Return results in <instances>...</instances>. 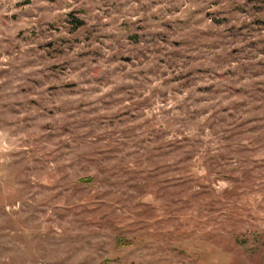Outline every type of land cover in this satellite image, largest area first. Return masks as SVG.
I'll return each mask as SVG.
<instances>
[{"label":"rangeland","instance_id":"rangeland-1","mask_svg":"<svg viewBox=\"0 0 264 264\" xmlns=\"http://www.w3.org/2000/svg\"><path fill=\"white\" fill-rule=\"evenodd\" d=\"M0 264H264V0H0Z\"/></svg>","mask_w":264,"mask_h":264}]
</instances>
